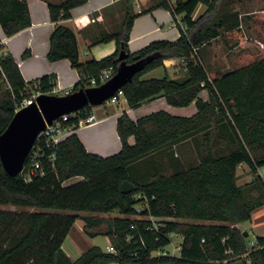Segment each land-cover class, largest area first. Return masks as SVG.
Wrapping results in <instances>:
<instances>
[{
  "label": "trees",
  "instance_id": "1",
  "mask_svg": "<svg viewBox=\"0 0 264 264\" xmlns=\"http://www.w3.org/2000/svg\"><path fill=\"white\" fill-rule=\"evenodd\" d=\"M87 1L49 3L52 21L69 18L73 8ZM124 1L122 30H103L92 42L117 40L113 54L81 61L75 31L57 24L48 59L72 62L80 74L70 90L76 91L93 86L92 78L100 84L105 69L113 68L115 73L122 48L129 62L135 56H153L122 87L128 105L137 107L164 95L176 106L196 101L198 111L177 116L161 109L136 120L124 111L117 121L122 148L110 156L88 151L73 131L53 147L37 139L24 171L17 176H11L0 159V205L37 209L17 214L0 207V264H264V236L249 242L247 231L242 230L254 210L264 205V179L259 173L264 166V54L254 58L240 52L233 71L213 73L198 57L199 49L216 38L229 50L242 43L243 20L239 11L227 6V0H176L173 5L158 0L153 8L171 9L174 20L180 16L187 28L176 22L178 39L155 40L131 53L128 41L134 20L147 10L135 13L132 0ZM199 4L207 9L194 18ZM247 20L264 36V15L253 14ZM0 23L9 37L29 27L28 1L0 0ZM171 58H184L183 78H141ZM56 80V74H44L27 81L11 54L0 56V82L9 85L8 97L0 103V135L30 92L53 93ZM203 89L209 93L207 100L198 97ZM91 109L83 108L67 122L78 129L79 117ZM131 136L135 144H130ZM187 140L192 141L197 162L186 164L176 154L175 146ZM33 156L41 167L26 181L24 174L33 167ZM242 163L253 174L244 185L238 183ZM76 177L80 179L66 184ZM114 211L122 216L83 219L87 233L109 237L115 252L94 244L72 259L63 243L79 212ZM105 223V230H89ZM174 233L183 236L180 254L156 255L172 242Z\"/></svg>",
  "mask_w": 264,
  "mask_h": 264
},
{
  "label": "crops",
  "instance_id": "2",
  "mask_svg": "<svg viewBox=\"0 0 264 264\" xmlns=\"http://www.w3.org/2000/svg\"><path fill=\"white\" fill-rule=\"evenodd\" d=\"M27 1L32 19V24L29 27L9 37L4 34L0 23V42L3 39L5 40V43L0 45V56L11 54L18 63L25 80H34L44 74H56L57 80L53 92L65 91V93L70 91L80 80L78 70L73 67L69 59H60L57 61L48 59L50 37L57 24L67 26L75 31L78 41L79 59L81 61H87L93 58L100 60L113 54L117 50L118 42L115 39L107 42H92L97 39L103 30L108 32L122 30L126 13V2L124 0H88L85 4L73 8L69 18L60 19L57 23H54L51 19L48 4H58L65 0ZM132 2L135 13H140L142 10L147 11L139 14L134 20L128 41V48L131 53L146 47L155 40H176L180 37L181 33L176 25L172 12L165 7L153 8L158 0H141L140 7L135 5V0H132ZM206 9V5L199 4L193 17H199ZM220 39H213L202 47H209V49L213 50L215 48V42H221ZM180 62L184 64L180 58L166 59L165 66L152 69L143 74L148 75L147 78H143V75L141 78L152 79L163 78L165 76L171 79L183 78L186 67L185 64L183 66ZM159 70L160 72H156ZM198 97L207 100L209 99V93L206 89H203ZM118 104L122 105V110L118 112L112 111L111 113L106 111L108 106H97V108H94V112L98 120L75 130L88 151L101 156H110L121 150L122 141L118 134L117 121L118 117L124 111L135 120L143 115L161 109L177 116H191L198 111L196 101H193L188 106H176L170 104L164 95L147 100L137 107H130L127 101L123 99ZM96 137L104 138L105 145L100 143L96 144ZM129 142L130 144H135L134 136L129 138ZM175 151L186 164L198 161V156L191 140L177 144ZM102 152L109 153L104 154ZM259 173L262 176L261 169ZM249 174L250 169L248 165L246 163L240 164L238 167V183L240 182V185H244L250 182L252 179L246 181ZM256 225L254 226L256 229L261 226ZM245 228L246 226L243 225L242 229ZM255 236L259 235L256 234ZM71 258L74 259L73 257Z\"/></svg>",
  "mask_w": 264,
  "mask_h": 264
},
{
  "label": "rangeland",
  "instance_id": "3",
  "mask_svg": "<svg viewBox=\"0 0 264 264\" xmlns=\"http://www.w3.org/2000/svg\"><path fill=\"white\" fill-rule=\"evenodd\" d=\"M228 7L230 9H234L236 11H239L240 17L243 20V29L245 30V37L243 39V43L240 44L238 47L234 48L233 50H229L225 47L223 40L220 39L221 42L216 41L215 42V48L209 49V47H201L198 51V57L201 59V61L205 64V66L208 68L210 73L216 72V71H224V72H230L233 71L237 66V58L240 52H246L253 56L254 58H259L264 54V36L258 31V29L253 26L249 20L246 21L248 16H251L253 14L258 15H264V0H227ZM133 4V2H132ZM170 12L171 9L167 8ZM217 16H215L214 20L217 19ZM115 31V30H112ZM223 44V45H221ZM181 63V62H180ZM183 66L184 64L181 63ZM156 72H160L156 71ZM159 75V74H156ZM186 75V71H185ZM184 75V76H185ZM143 78H147L148 75H143ZM8 88L9 85L6 82H0V103L8 97ZM54 94L57 95H63L65 94V91H54ZM38 93L30 92V95L25 99H30L35 97ZM104 106H108L106 108V111L111 113L112 111H121L122 105H119L118 103H109L106 102L103 104ZM100 106V105H99ZM94 108H97V106H94ZM112 124V123H111ZM83 133V131H81ZM95 143L105 145V139L102 137H96ZM107 147V146H104ZM228 149L227 147L225 150ZM111 151V150H109ZM104 154L109 152H102ZM261 174L264 179V166L261 168ZM259 169V170H260ZM80 178V177H78ZM78 178L70 179L66 182V184H71L73 182L78 181ZM253 179V174L250 173L248 175L247 180ZM239 184H241L239 182ZM144 207L143 204H140ZM0 207L8 208L12 212H16L17 214L23 213V212H30L37 210L33 207H25L21 205H15V204H7V205H0ZM142 209V208H141ZM140 209V210H141ZM80 217L76 220L74 223V226L72 227L70 233L68 234L67 238L65 239L63 243L64 249L68 252V254L76 259L79 257L83 251H86L89 247H91L94 244L100 245L103 249L108 250L107 246L111 245V241H109V237L104 235H98L96 237H91L87 233V228L85 226V220L83 219L84 216H94L98 218H114L115 216H120L118 211H114L111 213H90V212H79ZM260 223V224H259ZM261 225L257 229L254 226ZM246 228L242 229L244 231L248 232V240L249 242H255L256 234L260 236H264V205L256 208L253 212L252 219L248 221L245 224ZM106 229V223L103 224L100 227H93L89 228V230L95 231V230H105ZM172 242L165 246L164 250H159L155 252L156 255H160L163 252H170V253H176L180 254L181 249V243H182V235L179 233H174L171 235ZM225 264V263H224Z\"/></svg>",
  "mask_w": 264,
  "mask_h": 264
},
{
  "label": "water",
  "instance_id": "4",
  "mask_svg": "<svg viewBox=\"0 0 264 264\" xmlns=\"http://www.w3.org/2000/svg\"><path fill=\"white\" fill-rule=\"evenodd\" d=\"M129 54L120 51L117 71L100 85L68 91L63 95L39 93L27 105L17 110L6 130L0 135V159L11 176L20 174L40 133L47 124H52L60 116L78 111L86 106H99L113 96L134 76L142 71L153 56H135L128 61ZM248 236V232L245 233Z\"/></svg>",
  "mask_w": 264,
  "mask_h": 264
},
{
  "label": "built area",
  "instance_id": "5",
  "mask_svg": "<svg viewBox=\"0 0 264 264\" xmlns=\"http://www.w3.org/2000/svg\"><path fill=\"white\" fill-rule=\"evenodd\" d=\"M167 1L169 2L170 5H173L176 2V0H167ZM135 5L137 7H140L141 6V0H135ZM176 22L181 24V26L183 27L184 30L187 28L186 24L182 22L180 16H177ZM3 43H5L4 39L1 40L0 45H2ZM181 61L184 62L185 61L184 58H181ZM113 74H114L113 68H108V69L103 70L99 76L101 83L106 82L109 78H111L113 76ZM91 84L93 86L100 85V84H97L95 78L91 79ZM37 95H35L34 99L36 98ZM122 99L127 101L123 90L120 89L113 96H111L109 99H107L106 102L114 104V103H119ZM32 100H33V98L24 99V101L22 102V106L27 105ZM106 102H104V103H106ZM89 106H91V105H89ZM91 107H92V109L90 111H87L85 116L79 117L78 125H77L79 128L82 126H86L88 124H92L98 120L97 115L94 112V106H91ZM82 109H80V110H82ZM80 110L75 111V112H71L69 114H64V115L60 116L52 124H47L46 128L40 133L39 138H41V140H43L46 143V145L49 147L56 146L66 136H68L73 131H75V125L70 124L67 121H69V119L72 116H76ZM33 150H34V147H33L32 151ZM36 154H37V152H35V155ZM32 160H33V163H32L33 167L31 168L30 171H27L24 174V178L26 181H30L33 177V173L35 172V170L39 169L41 167L39 160H35V156H33ZM23 171H24V169H23ZM152 219H154V218H152ZM107 248H108V251L115 252V248L112 245L107 246Z\"/></svg>",
  "mask_w": 264,
  "mask_h": 264
}]
</instances>
